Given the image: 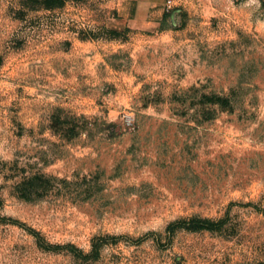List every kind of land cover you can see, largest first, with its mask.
Segmentation results:
<instances>
[{"label": "rangeland", "instance_id": "374dc122", "mask_svg": "<svg viewBox=\"0 0 264 264\" xmlns=\"http://www.w3.org/2000/svg\"><path fill=\"white\" fill-rule=\"evenodd\" d=\"M0 197V264H264V0H0Z\"/></svg>", "mask_w": 264, "mask_h": 264}, {"label": "trees", "instance_id": "16d2710c", "mask_svg": "<svg viewBox=\"0 0 264 264\" xmlns=\"http://www.w3.org/2000/svg\"><path fill=\"white\" fill-rule=\"evenodd\" d=\"M217 101H219V103H221L222 105H225L227 103V99H224V100H221V99H218ZM215 101H213L214 103ZM2 204V200H1V197H0V205ZM200 227H203V226H200Z\"/></svg>", "mask_w": 264, "mask_h": 264}, {"label": "built area", "instance_id": "2783aa9c", "mask_svg": "<svg viewBox=\"0 0 264 264\" xmlns=\"http://www.w3.org/2000/svg\"><path fill=\"white\" fill-rule=\"evenodd\" d=\"M171 1H169V3H170Z\"/></svg>", "mask_w": 264, "mask_h": 264}]
</instances>
